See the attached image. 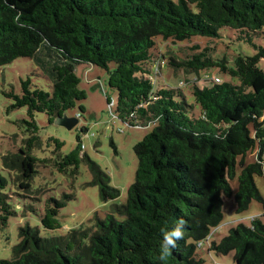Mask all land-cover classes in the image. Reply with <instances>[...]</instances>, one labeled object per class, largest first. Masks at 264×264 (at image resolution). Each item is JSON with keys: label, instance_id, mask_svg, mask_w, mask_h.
Wrapping results in <instances>:
<instances>
[{"label": "trees", "instance_id": "16d2710c", "mask_svg": "<svg viewBox=\"0 0 264 264\" xmlns=\"http://www.w3.org/2000/svg\"><path fill=\"white\" fill-rule=\"evenodd\" d=\"M221 30L232 34L234 42L249 44L254 53H238L229 63L225 56L214 57L210 47L195 45L190 56L179 59L162 52L158 43L220 39ZM263 43L264 0H0V67L34 57L52 81L46 91L32 88L27 77L20 79V93L4 92L12 100L10 107L25 108L29 117L23 119L29 135L3 161L17 195L39 199L28 196L36 192L31 184L39 167L76 175L80 162L92 172L91 183L102 200L119 194L107 173L82 151L79 137L66 154L55 137L48 139L53 141L49 154L42 148L34 114L44 113L52 123L86 98L78 87L76 65L106 72L108 88L116 91L114 115L119 120L130 126L154 124L134 145L137 168L126 202L115 205L118 219L95 216L84 228L51 237L26 223L19 227L11 258L0 264H202L198 248L203 243L217 255L233 252L236 264H264V223L258 217L209 241L223 218L222 195H232L238 158L236 213L253 200L263 201L254 183L255 176H264V70L258 66ZM41 51L48 65L38 57ZM163 65L196 77L169 86L159 77ZM209 68L228 80L204 79L201 87L198 74ZM78 108L81 115L84 106ZM255 149V160L245 165L246 155ZM1 170L4 227L15 210ZM71 198L64 193L45 200L39 213L44 229L61 227L59 209Z\"/></svg>", "mask_w": 264, "mask_h": 264}, {"label": "rangeland", "instance_id": "374dc122", "mask_svg": "<svg viewBox=\"0 0 264 264\" xmlns=\"http://www.w3.org/2000/svg\"><path fill=\"white\" fill-rule=\"evenodd\" d=\"M222 38L208 39L193 37L182 42L160 41V49L164 53L174 54L179 59H185L193 53L194 46L210 47L214 57H226L229 63L238 53L252 55L254 49L246 43L234 42L232 34L226 30H221ZM256 39V38H254ZM261 40H256L260 42ZM264 44V43H263ZM42 60L47 57L41 51L38 55ZM258 66L264 70V59H260ZM79 77L78 87L85 91L86 98L80 101L76 107L68 111L69 115L76 116L78 123L72 129L55 125L48 121L44 113H35L34 121L37 133L42 143L44 153L49 154L53 148V141L50 137H55L63 142L61 151L63 154L69 153L77 145V137L83 145L82 151L91 160L96 162L100 169L109 176V183L116 187L119 194L115 199L102 200L99 197L98 186L92 184L93 174L88 169L86 163L80 162L76 175L64 174L54 167H39L38 173L32 181V188L35 193H29V197H37V200L24 198L14 189L10 182L9 172L3 169L4 156L10 152H15L21 145L22 139L30 133L29 125L23 121H29L25 108H11L12 100L4 95V92L13 90L20 93V79L27 77L31 80V87H39L46 91L51 90L52 81L48 78L39 62L33 58H16L11 63L0 67V168L1 173L8 179L7 192L10 193L9 203L13 206L15 214L10 216L4 227H0V259H9L12 256L14 245L19 241V227L28 223L32 227H38L42 237L59 236L65 234L72 228H84L90 225L95 216L105 219L109 214H113L118 219L115 205L126 202L127 191L134 181V174L137 168V158L134 153V145L150 133L153 123L146 125L139 124L130 126L115 115L116 91L108 88L106 84V72L97 67L87 64H78L75 67ZM200 86L205 85L204 79L219 77L221 81L228 80V75L218 72L215 68H209L199 72ZM163 80L172 87L180 86L181 82L188 77H196L195 73L185 74L182 71H173L167 65L161 67ZM207 84L213 85L210 81ZM190 86L185 85L184 91L189 93ZM83 105L84 111L80 115L78 106ZM80 115V116H79ZM50 143V146L48 144ZM43 153V152H42ZM257 150L250 151L244 164L255 160ZM264 158V157H263ZM240 158L237 161L236 176L230 180L232 189L231 196L222 195L223 218L218 227L211 231L210 242L220 240L227 234L228 230L239 222L249 225L251 218L258 217L264 223V176H255L254 183L263 199L262 202L253 200L247 210L236 213L234 193L238 187V174L241 167ZM44 190L39 193L37 189ZM71 194L72 198L66 201L64 207L59 209L58 219L61 227L56 230L44 229L39 221V213L44 207V202L48 197L61 198L62 194ZM34 205L35 210L31 211L29 206ZM198 253L204 259L202 264H236L233 252L224 255H217L212 251H207V244H202L198 248Z\"/></svg>", "mask_w": 264, "mask_h": 264}, {"label": "water", "instance_id": "95a60500", "mask_svg": "<svg viewBox=\"0 0 264 264\" xmlns=\"http://www.w3.org/2000/svg\"><path fill=\"white\" fill-rule=\"evenodd\" d=\"M53 123L58 126H63L66 129H72L77 123L78 118L73 115H69L67 112L63 113L60 116L53 118Z\"/></svg>", "mask_w": 264, "mask_h": 264}, {"label": "built area", "instance_id": "2783aa9c", "mask_svg": "<svg viewBox=\"0 0 264 264\" xmlns=\"http://www.w3.org/2000/svg\"><path fill=\"white\" fill-rule=\"evenodd\" d=\"M215 81H219V79L218 78H215ZM181 85H184V82H181L180 86Z\"/></svg>", "mask_w": 264, "mask_h": 264}, {"label": "crops", "instance_id": "0c3cea01", "mask_svg": "<svg viewBox=\"0 0 264 264\" xmlns=\"http://www.w3.org/2000/svg\"><path fill=\"white\" fill-rule=\"evenodd\" d=\"M210 237H211V234H210ZM210 237H209V241H210Z\"/></svg>", "mask_w": 264, "mask_h": 264}]
</instances>
